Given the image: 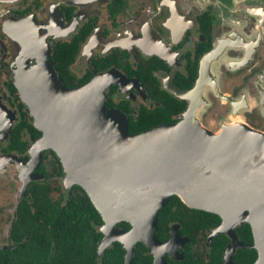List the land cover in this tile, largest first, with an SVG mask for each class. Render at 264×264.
I'll list each match as a JSON object with an SVG mask.
<instances>
[{"label": "flooded vegetation", "instance_id": "af4514ba", "mask_svg": "<svg viewBox=\"0 0 264 264\" xmlns=\"http://www.w3.org/2000/svg\"><path fill=\"white\" fill-rule=\"evenodd\" d=\"M84 26L92 29L69 71L75 77L89 72L92 77L98 73L116 77L117 82L106 88L105 104L111 101L108 107L120 110L128 121L125 101L131 116L141 105L157 106L136 73L151 68L153 83L182 106L164 124L192 116L212 133L238 122L264 133V0H0V124L3 127L9 116L13 118L7 134L0 135V171L14 165L23 177L26 166L11 159L30 164L37 149L33 143L42 136L41 131L35 138L25 135L31 139L23 151L6 147L10 130L19 121L7 85L13 83L10 76L19 69L17 62L24 53L31 54V47L36 54L39 43L48 48L51 59L52 46L73 39ZM13 43L20 57L14 55ZM29 55L25 67L33 61ZM105 55L115 64L96 70L92 59ZM50 151L42 150L33 170L41 179L45 178L38 171L41 164L53 171ZM180 229V224L171 223L168 237L159 239L168 242L166 264H206L216 237H209L213 229L206 236L199 230L194 238Z\"/></svg>", "mask_w": 264, "mask_h": 264}, {"label": "water", "instance_id": "95a60500", "mask_svg": "<svg viewBox=\"0 0 264 264\" xmlns=\"http://www.w3.org/2000/svg\"><path fill=\"white\" fill-rule=\"evenodd\" d=\"M38 45L43 48L40 53L33 54L32 47L27 53L33 57L30 66L25 67L24 53L17 62L19 69L10 76L34 126L42 132L33 143L40 146L29 166L20 158L11 159L19 167H29L25 177L19 175L20 199L30 181L42 178L33 170L42 150L50 148L61 162L63 186L82 187L101 215L103 236L97 255L118 241L125 249L124 264H130L134 247L141 242L153 264H166L168 242L157 237L158 212L177 195L190 208L220 216L221 223L209 237L224 233L230 238L225 264H235L233 254L240 246L255 248L253 264H264L263 132L238 122L212 133L191 116L131 134L128 118L105 104L106 88L117 82L116 77L99 90L91 82L110 73L95 74L69 89L53 67L48 48ZM7 120V125H0L3 134L9 131L12 116ZM122 221L131 228L119 227ZM243 223L251 227L252 245L238 238L235 229Z\"/></svg>", "mask_w": 264, "mask_h": 264}, {"label": "trees", "instance_id": "16d2710c", "mask_svg": "<svg viewBox=\"0 0 264 264\" xmlns=\"http://www.w3.org/2000/svg\"><path fill=\"white\" fill-rule=\"evenodd\" d=\"M91 29L92 27L84 26L73 39L52 46L51 63L65 87L69 89L85 84L92 77L91 72L75 77L69 71ZM111 64L114 65L115 61L109 55L92 59L96 70ZM150 69L143 68L144 72L134 71L139 74L142 82L148 85V95L157 102V106L150 109L141 105L137 114L131 116V109L125 101L123 108L129 115L128 131L131 134L170 122L173 120L172 116L182 108L178 101L166 96V92L153 83ZM7 85L14 95L13 105L17 108L19 121L10 130L7 141L9 146L6 147L23 151L32 137L40 135V131L31 123V116L14 84L10 82ZM106 105L113 104L107 101ZM121 105L118 107L121 108ZM25 135L31 138L25 139ZM50 152L53 155L51 164L54 173L47 172L41 164L38 171L45 178L29 182L25 195L17 203L11 222V244L6 248L0 247V264H124L125 249L118 241L106 248L101 255H97L98 244L103 236L99 229L103 224L101 215L82 187L73 185L70 189H64L58 179H52L54 175L62 176L63 169L55 152ZM46 158L45 154L44 159ZM174 222L180 224L181 233L194 238V233L199 230L206 236L221 223V218L212 212L190 208L177 195H172L158 212V239L165 240L168 237L169 225ZM118 226L125 230L131 228L125 221L120 222ZM235 230L241 242L253 244V235L248 223L237 226ZM213 241L211 256L206 264H224L223 256L229 239L224 234H218ZM256 258L257 251L253 247H237L233 254L235 264H253ZM151 262L152 257L146 246L138 242L130 264Z\"/></svg>", "mask_w": 264, "mask_h": 264}, {"label": "rangeland", "instance_id": "374dc122", "mask_svg": "<svg viewBox=\"0 0 264 264\" xmlns=\"http://www.w3.org/2000/svg\"><path fill=\"white\" fill-rule=\"evenodd\" d=\"M13 52L15 56L17 55V57L20 54L19 49L16 51V45L14 43ZM21 58L23 59V57ZM1 134H3L2 130L0 131V135ZM50 158L52 159V157ZM19 175L18 168L14 167V165H9L4 170L0 171V247L9 246L11 242L9 240V228L14 218V209L17 204L20 195V187L22 185ZM58 180L63 186L64 182L62 177ZM63 188L66 189L64 186Z\"/></svg>", "mask_w": 264, "mask_h": 264}, {"label": "bare ground", "instance_id": "6f19581e", "mask_svg": "<svg viewBox=\"0 0 264 264\" xmlns=\"http://www.w3.org/2000/svg\"><path fill=\"white\" fill-rule=\"evenodd\" d=\"M21 37H23L22 36V34H21ZM20 37V38H21ZM20 40V39H19ZM37 49H39L38 51H37V54L38 53H40L42 50H43V48H42V46H39L38 48H36V50ZM43 55H40V57H42ZM112 78H114V76L113 75H111V74H106V75H103V76H100V77H97L94 81H92L91 82V86H93L92 88L93 89H97V90H99V88L102 86V85H105L109 80H112ZM57 118H59V116H56ZM1 118H2V115L0 114V120H1ZM54 122H55V120H54ZM1 125V124H0ZM38 146H40V144H36V148H38ZM36 151V150H35ZM34 151V152H35ZM34 152L32 153V155L34 154ZM30 164H26V166H29ZM28 168L29 167H26L25 168V170L23 171V173H22V176L23 177H25V175H26V173H27V170H28ZM23 177H21V178H23Z\"/></svg>", "mask_w": 264, "mask_h": 264}]
</instances>
